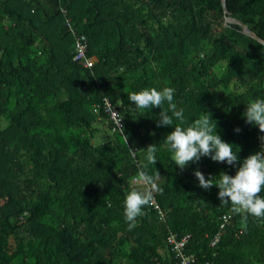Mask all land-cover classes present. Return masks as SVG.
I'll return each mask as SVG.
<instances>
[{
  "label": "trees",
  "instance_id": "trees-1",
  "mask_svg": "<svg viewBox=\"0 0 264 264\" xmlns=\"http://www.w3.org/2000/svg\"><path fill=\"white\" fill-rule=\"evenodd\" d=\"M224 1L0 0V264H175L168 231L189 233L199 262L264 264V218L233 213L209 246L231 205L193 170L218 180L237 169L202 157L181 170L163 142L180 121L157 127L160 108L128 99L173 88L182 127L208 112L241 161L260 150L242 114L264 98V0ZM79 35L89 66L73 59ZM141 169L160 174L163 215L144 206L129 231L123 202L144 190L132 181Z\"/></svg>",
  "mask_w": 264,
  "mask_h": 264
},
{
  "label": "clouds",
  "instance_id": "clouds-1",
  "mask_svg": "<svg viewBox=\"0 0 264 264\" xmlns=\"http://www.w3.org/2000/svg\"><path fill=\"white\" fill-rule=\"evenodd\" d=\"M174 91L170 87L160 91L155 88L143 89L129 93L128 99L138 110L160 108L157 127H173L174 118L180 121V124L166 135L163 142L173 154L174 163L181 170L190 163H198L202 157H208L213 162L225 163L237 169L235 175L221 171L217 176L218 180H214L216 177L211 175L206 179L201 171L194 169L193 175L199 181L200 188L210 190L213 186L217 187L220 204H230L234 214L264 218V197L259 195L264 187V98L258 97L251 101L242 114L245 123L258 127L261 135L258 137L260 150L241 161L238 154L233 151V145L221 139L216 131L217 125L211 123L213 119L207 114L208 112L186 128L181 126L184 123L183 109L177 110V105L173 102ZM165 104L167 108L164 107ZM234 131L239 133L241 129L236 128ZM143 150L146 153L147 163L155 165L156 144H151ZM159 177L158 171L153 176L141 169L137 173L136 183L144 185V190L133 188L126 192L123 202L124 217L129 231L136 227L137 218L143 215V207L152 203L153 193L162 191L156 183Z\"/></svg>",
  "mask_w": 264,
  "mask_h": 264
},
{
  "label": "built area",
  "instance_id": "built-area-1",
  "mask_svg": "<svg viewBox=\"0 0 264 264\" xmlns=\"http://www.w3.org/2000/svg\"><path fill=\"white\" fill-rule=\"evenodd\" d=\"M72 31V30H71ZM74 49L75 54L73 56V59H81L83 66H89L92 62V57H85V49H86V43H85V37L83 35H79L76 37L74 42ZM104 109L109 114L110 118H112L115 125H119V121L121 120L120 114L112 105L109 103V101L105 98L104 99ZM133 150L131 151V154L133 153ZM136 177L132 178V181L136 183ZM152 208L156 211L158 214V217H162L163 213L158 206V204L155 202L154 198L151 203ZM233 212L231 211V208L228 212H224L220 215V221L217 227V230L211 235L209 239V246H214L216 242L219 239L220 231L224 227V225L228 222L229 219L232 218ZM190 239L189 233H183V234H177L172 231H168L165 237L166 246L169 250V252L172 254V256L175 259V264H207V261L199 262L197 261L196 257L188 253L186 251L185 246L187 245L188 241Z\"/></svg>",
  "mask_w": 264,
  "mask_h": 264
},
{
  "label": "water",
  "instance_id": "water-1",
  "mask_svg": "<svg viewBox=\"0 0 264 264\" xmlns=\"http://www.w3.org/2000/svg\"><path fill=\"white\" fill-rule=\"evenodd\" d=\"M224 6H225V1L224 0H221V7L224 9ZM226 20H229V21H233V22H237L238 24L241 25L242 27V32H244L246 35H249L253 38H255L254 34L246 27L245 24H242L240 22H238L237 20H235L234 18H227Z\"/></svg>",
  "mask_w": 264,
  "mask_h": 264
},
{
  "label": "rangeland",
  "instance_id": "rangeland-1",
  "mask_svg": "<svg viewBox=\"0 0 264 264\" xmlns=\"http://www.w3.org/2000/svg\"><path fill=\"white\" fill-rule=\"evenodd\" d=\"M226 19H227V18H226ZM172 155H173V154H172ZM186 168H187V167H186ZM186 168H185V169H186ZM10 242H11V240H10ZM11 263H12V264H22L21 261L18 260V259H16V258L13 259V260L11 261Z\"/></svg>",
  "mask_w": 264,
  "mask_h": 264
}]
</instances>
